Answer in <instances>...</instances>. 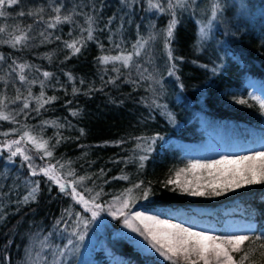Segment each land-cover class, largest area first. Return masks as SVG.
<instances>
[{"label":"trees","instance_id":"trees-1","mask_svg":"<svg viewBox=\"0 0 264 264\" xmlns=\"http://www.w3.org/2000/svg\"><path fill=\"white\" fill-rule=\"evenodd\" d=\"M161 2L166 4V0ZM194 4L199 7L177 9L179 22L170 46L177 59L169 62L161 36L148 49L149 55L134 57L139 72L136 66L124 68L121 62H115L119 73L112 70L113 62L104 64L100 58L121 55L116 44L127 50L124 55L130 53L139 36L147 38L144 33L148 28L160 33L171 18L155 10L146 11V0L130 8L121 0H22L21 5L7 9L10 15L0 18V26L12 29L19 25L24 30L32 27L25 44L13 48L0 43V54L5 57L0 61V77L7 81H0V97H6V107L0 110L11 113L18 121H0V132L17 130L9 136L0 135V142L19 139L25 130L38 142L47 141L53 156L43 160V149L29 141L21 146L30 150L38 166L58 160L64 165L60 172L71 170L75 178L85 177L83 186L75 185L78 191L83 192L86 187L94 195L102 190L98 202L104 205V211L114 197L143 182L141 188L133 190L131 211L183 212L213 223L221 232L225 221L234 218L253 224L259 234L264 231V185H251L219 197H193L182 193L174 183H167L176 179V171L190 164L186 147H200L215 135H228L245 146L256 145L258 139L264 138V114L251 99L249 83L264 87V7L250 17L245 10L238 11L241 9L235 3L228 4L220 12L222 20L212 24L207 39L201 40V21L207 25L210 12L206 0H194ZM58 5H62L61 17L71 16L72 22L48 28L45 21L56 15L53 8ZM40 9L41 22L36 16L17 15L19 11ZM85 14L95 18L93 35L97 40L87 41L85 47L77 44L81 50L73 54L66 42L81 37ZM13 60L29 66L24 75L28 81H35L30 86L31 97L29 85L19 81V69L11 71ZM173 63L175 75L170 76ZM45 71L51 73L47 79L43 76ZM41 81L45 99H55L37 113L35 97L40 96ZM73 87L79 90L75 94ZM17 89L22 98L11 103ZM25 97L29 109L20 112ZM237 99L247 103L239 104ZM72 112L78 115L73 116ZM167 113H171L172 120ZM152 137H158L154 144ZM149 144L152 150L146 152ZM8 155L7 151L0 153V264H53L60 259L57 252L67 243V232L60 231L65 228L64 222L57 225L62 214L65 219L68 209L73 215L89 214L43 174L31 176L21 157L8 163ZM142 155L148 159L141 168ZM124 175L129 179H117ZM34 181L38 182L36 198L23 203L24 196L35 186ZM145 190H150L146 199ZM67 191L71 192V188ZM68 224L71 226L72 222ZM92 226L83 242L92 239L94 245L87 247L82 242L75 252L68 249L62 264H163L145 259L127 239L114 236L117 226L100 232ZM251 247L256 248V244ZM107 252L109 255H105ZM255 259L260 264L258 252Z\"/></svg>","mask_w":264,"mask_h":264},{"label":"snow or ice","instance_id":"snow-or-ice-1","mask_svg":"<svg viewBox=\"0 0 264 264\" xmlns=\"http://www.w3.org/2000/svg\"><path fill=\"white\" fill-rule=\"evenodd\" d=\"M140 0H121V4L131 7L132 4L139 3ZM147 9L146 11L155 10L161 14H167L171 18L168 21L167 28L162 30V32L157 33L154 31H149L147 38L144 36H139L136 42L132 45V51L126 55V49H123L120 44H116V48L121 49V55L116 56H102L100 58L101 62L104 64L113 62V71L117 73L120 69L115 67V62H121L122 67L130 68L132 66L137 67V71L140 69L134 57H143L149 55L148 49L156 42L158 37L163 38L164 49L167 54L169 62L177 59L173 56V50L170 47L175 39L174 30L177 27V9L187 11L190 6L199 7L198 4H194V0H166V4L162 3L161 0H146ZM22 0H0V18H7L10 13L7 9L14 8V6L21 5ZM62 5L55 6L53 12L56 15L49 21H45L48 28H55L58 24L72 22V17L65 15L61 17ZM43 9L38 11H19L17 15L23 17L36 16L38 17L37 22L43 21V16L40 13ZM210 19L207 25H204L201 21V27L199 29V37L201 40H205L208 37V32L212 27V22L216 21L218 18V13L221 12V5L218 0H211V7L209 9ZM111 24V20H109ZM84 25L81 27V37L79 39L73 40L71 43L66 42V47L73 49V54L79 53L81 47H85L87 41H96L97 38L93 35L95 32V18L91 15L85 14ZM31 25L27 27L26 30L21 29L19 25L15 28L9 29L8 26H0V43L8 44L9 46L16 48L18 45H23L29 39L28 32L31 31ZM154 27V26H153ZM86 33L87 35H83ZM139 35V34H138ZM7 37L3 39L2 37ZM41 36L44 33L41 32ZM59 39V37H57ZM111 39V38H110ZM79 44L81 47H77ZM103 49V45H99ZM5 57L0 54V61H4ZM29 67L26 64H17L15 60L12 61V66H10L12 72L17 73L19 81L21 84H28V96L31 97L32 93L30 86L35 83V81H28L26 75H24L25 68ZM207 67V66H205ZM175 64H171L168 74L175 75ZM39 71V69H37ZM147 71V69H145ZM213 72L216 71L215 68L212 69ZM45 79L51 76V73L45 71L43 72ZM143 77V73H141ZM69 79H72L69 74ZM0 81L5 84L7 81L0 77ZM109 83H114V80H109ZM83 83V81H81ZM44 83L41 81V93L39 97H35L37 102V107L35 111L39 113L40 109L43 108L44 104L50 103L55 97H50L45 99L43 92ZM79 90L73 87V93L75 94ZM89 91H92L90 89ZM22 93L20 89H17V95L11 103H16L22 98ZM6 97H0V109L6 107L5 105ZM251 99L259 105L261 113L264 114V99L260 97L251 96ZM237 103L246 104L247 101L244 99H237ZM71 103V102H69ZM157 107L163 108L162 105H157ZM24 109H29L28 98L23 99V107L20 112ZM73 116L78 115L77 112H72ZM169 119L172 120L173 117L171 113H167ZM0 121H7L9 123H18L16 117L11 113H6L0 110ZM47 123V122H46ZM53 125L56 122H52ZM16 129H13L11 133L0 132V135L9 136L10 134H15ZM83 134V130H81ZM158 137H152L151 143H155ZM162 139V138H160ZM24 141H29L34 144L37 149H43L44 153L40 156L43 160L45 157L51 158L53 156V151L48 150L47 141H37L28 130H25L19 137V139L4 140L0 142V153L7 151L9 153L7 160L8 163H15V158L17 156L21 157L22 162L27 165L29 173L31 176H36L43 174L49 181L57 184L61 192L65 195H71L73 201L76 204L81 205L84 213H88L89 216H84L80 212H76L73 215L71 209L66 210L67 219H65V214H62L61 220L57 221V225L64 222L65 228L60 231L67 232V243L64 247L57 252V256L60 259H55L53 264H62L63 258H65V253L68 249L75 252L79 245L84 241L90 225L94 224L100 217L102 211H104V205L99 203V199L102 195L101 192H96L92 194V190L84 188V191H78L75 185L83 186V181L85 177L75 178V173L71 170L66 173L60 172V169L64 168V165L60 161H56L55 164L49 163L43 166H38L34 162L33 156L30 154V150L22 147L21 144ZM57 144L60 143V139H57ZM15 146V147H14ZM139 147V145H138ZM146 152H150L151 144L144 149ZM147 155H142L139 157L141 161V168L143 167V161L147 160ZM59 165V167H57ZM198 170H207L208 177L203 179H197L195 182L192 180H181L182 175H186L191 172L195 174ZM103 173V170H101ZM73 177L72 180H68L67 177ZM176 179L173 181L169 179L168 184H175L182 193H186L193 197H219L226 195L228 192H232L241 188H245L251 185L262 184L264 185V143L261 144L259 150L252 151L247 155H239L233 158L228 156H222L218 160H212L207 163H201L200 161L191 162L187 168H181L175 173ZM90 179V177L88 178ZM117 179L128 180L129 178L124 175L117 177ZM140 183H135L131 188H127L124 193L119 196L114 197L110 202L108 208V215L112 216L113 219L123 218V227L129 229L131 232L137 233L148 242L150 247L155 250L164 260L169 261L170 264H258L255 256L257 252L261 258L260 264H264V231H260L259 234L256 233L255 229L250 225L249 231L246 233H235L228 235H214L206 231H196L191 227H185L183 224L172 223L167 219H160L156 215H148L140 211L132 212L130 201L132 198V193L134 189L141 188ZM35 186L31 188L29 193L24 196L23 203H28L30 200H35L36 193L38 192V182H33ZM71 188V192L67 189ZM150 190L143 191V197L146 199L149 196ZM87 193V197L85 196ZM2 219V215H0ZM68 221L72 224L69 226ZM252 244H256V248L251 247Z\"/></svg>","mask_w":264,"mask_h":264},{"label":"rangeland","instance_id":"rangeland-1","mask_svg":"<svg viewBox=\"0 0 264 264\" xmlns=\"http://www.w3.org/2000/svg\"><path fill=\"white\" fill-rule=\"evenodd\" d=\"M206 1H207L206 9L209 11L211 7V0H206ZM218 2L221 5V11L224 10L228 6V4H231L233 2L235 3L234 4L235 6L241 9L238 11L245 10L246 16H250V15L255 16L261 11V7H264V0H218ZM220 19L222 20L221 13H218L217 20L213 21L212 24H217L220 21ZM150 30L151 29L148 28L144 34L148 36ZM158 40L159 37L157 38L156 43ZM249 83L252 86V96H256V97H260L261 99H264V87L259 85L257 86V82L250 81ZM257 142L258 143L256 145L248 144L247 146H245L244 144H242V142L237 143L236 139L229 137L228 135L226 136L215 135L214 137L204 141V144H202L200 147L190 146L184 149L187 152L186 155L191 162L200 161L201 163H207L212 160H218L222 156H228L230 158H233L239 155L250 154L247 152H252L260 149L261 144L264 143V138L258 139ZM177 147L179 148L180 145L178 144ZM207 177H208L207 170H198L195 174L189 172L186 175H183L181 180L183 181L185 179H188L195 182L197 179H203ZM136 211H140L148 215H156L160 219H167L172 223L183 224L185 227H191L193 230L206 231L214 235L246 233L249 231V226L251 225L249 222H243L236 220L234 218H228L225 221L226 223L225 227L221 232L214 226L213 223L208 222L207 220L204 219L196 218L191 215H185L183 212L168 211V212H158L156 214H152V213H147L140 209L134 210L132 212L134 213ZM112 226H117V231L114 233V236H117L121 239H127L131 244L135 246V248L140 252V254L145 259L159 261L163 264H170L169 261H166L162 257H160L159 254L156 253L155 250L150 247L148 242L145 241L142 236H140L137 233L131 232L129 229L123 227L122 217L118 219H113L112 216L108 215V210L101 212L99 219L93 224L92 227L96 228V231L100 232V230L103 231L104 228L106 229V227L109 228ZM251 226L253 227V224ZM84 244L87 245V247L94 245L92 239L87 240V243ZM105 255H109V253L107 252Z\"/></svg>","mask_w":264,"mask_h":264}]
</instances>
